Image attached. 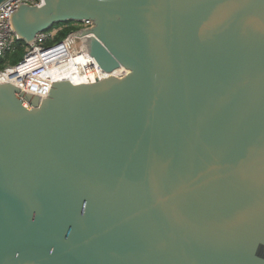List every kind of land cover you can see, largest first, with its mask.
Returning a JSON list of instances; mask_svg holds the SVG:
<instances>
[{
    "label": "water",
    "instance_id": "95a60500",
    "mask_svg": "<svg viewBox=\"0 0 264 264\" xmlns=\"http://www.w3.org/2000/svg\"><path fill=\"white\" fill-rule=\"evenodd\" d=\"M8 17L28 47L91 22L66 46L107 77L47 97L0 84V264H264V0Z\"/></svg>",
    "mask_w": 264,
    "mask_h": 264
},
{
    "label": "built area",
    "instance_id": "2783aa9c",
    "mask_svg": "<svg viewBox=\"0 0 264 264\" xmlns=\"http://www.w3.org/2000/svg\"><path fill=\"white\" fill-rule=\"evenodd\" d=\"M43 3L44 0H8L0 6V59L14 53L18 45L8 16H12L21 5L40 6ZM79 25V27L75 26L76 29L71 31L65 39L57 43H53L55 36L51 31L40 34L23 58L15 65L4 67L0 71V76L10 74L12 76L10 82H15L13 84L22 91L44 97L48 96L54 83L49 77L54 66L65 64L75 68L88 78L86 84L101 80V77L94 78L101 68L83 48L66 46L70 34H76L81 29L92 27L89 21ZM86 55L87 58H85ZM36 81H42L44 85L30 92L31 84Z\"/></svg>",
    "mask_w": 264,
    "mask_h": 264
},
{
    "label": "bare ground",
    "instance_id": "6f19581e",
    "mask_svg": "<svg viewBox=\"0 0 264 264\" xmlns=\"http://www.w3.org/2000/svg\"><path fill=\"white\" fill-rule=\"evenodd\" d=\"M85 58H87V55L85 56ZM55 68H56V71H62V69H66V70H70V71H65V72L62 73L63 75H61L60 77L53 78L52 82L60 81V80L61 81L68 80V81L72 82L73 84H84V83L86 84V82L88 81V78L85 77V75H83V73H81L79 71H76L75 68H73L71 66H66L65 64H61V65H59L57 67L54 66L51 70H53ZM101 71L102 70L100 69L99 70V74L101 73ZM73 72H74V75H72ZM121 73L122 72L116 73L115 75L116 76H120ZM11 77L12 76L10 74H4V75L0 76V84L1 83H5V82H10ZM103 77H107V75L106 76H101V78H103ZM57 78H60V79H57ZM13 83H15V82H12V84ZM38 83H41V84H38ZM42 85H44V83L42 81L33 82L31 84L30 92H33V91L37 90L38 88L42 87Z\"/></svg>",
    "mask_w": 264,
    "mask_h": 264
},
{
    "label": "rangeland",
    "instance_id": "374dc122",
    "mask_svg": "<svg viewBox=\"0 0 264 264\" xmlns=\"http://www.w3.org/2000/svg\"><path fill=\"white\" fill-rule=\"evenodd\" d=\"M70 24H72V25H75L76 27H79L80 25H79V23H70ZM62 25V24H61ZM57 26H59V25H57ZM57 26H55L52 30H51V32L54 34V36H55V39H54V41H53V43H57V42H60V41H57V32H58V30H59V28H62V27H57ZM66 38V37H65ZM65 38H63V39H65ZM63 39H61V41L63 40ZM51 43V42H50ZM28 49H29V47L28 46H25L23 49H21V50H19L18 52H17V54L15 55V53H12L11 55H10V57L8 58V59H4V58H2V59H0V69L1 68H3V67H6V66H12V65H15V64H17L22 58H23V56H24V54L28 51ZM16 51V50H15ZM63 68V67H62ZM1 71V70H0ZM65 71H70V70H66V69H62V71H56V68L55 69H53V70H51L50 71V75H49V77L51 78V80L53 79V78H55V77H60L61 75H63L62 73L63 72H65ZM72 75H74V72L72 73ZM73 78V77H72ZM57 79H60V78H57ZM74 79V78H73ZM75 80V79H74ZM44 83V82H43ZM38 84H41V83H38ZM37 84V85H38Z\"/></svg>",
    "mask_w": 264,
    "mask_h": 264
},
{
    "label": "trees",
    "instance_id": "16d2710c",
    "mask_svg": "<svg viewBox=\"0 0 264 264\" xmlns=\"http://www.w3.org/2000/svg\"><path fill=\"white\" fill-rule=\"evenodd\" d=\"M57 27L58 28L62 27V28H59V30L57 32V35H56L57 36V41H61V39L65 38L71 31L76 29L75 25H72L70 23L62 24V25L60 24ZM25 46H27V45L24 42H18L16 51L14 52L15 55L17 54V52L19 50L23 49ZM10 55L11 54H8L4 59H8L10 57ZM3 68H1L0 70H2Z\"/></svg>",
    "mask_w": 264,
    "mask_h": 264
}]
</instances>
